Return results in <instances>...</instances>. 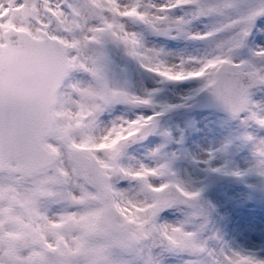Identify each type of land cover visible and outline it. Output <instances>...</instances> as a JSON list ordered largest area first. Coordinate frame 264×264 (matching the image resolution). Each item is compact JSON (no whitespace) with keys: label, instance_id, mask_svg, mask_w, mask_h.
<instances>
[{"label":"snow or ice","instance_id":"obj_1","mask_svg":"<svg viewBox=\"0 0 264 264\" xmlns=\"http://www.w3.org/2000/svg\"><path fill=\"white\" fill-rule=\"evenodd\" d=\"M257 93L264 0H0V264H264V244L210 246L206 196L227 177L264 203ZM198 110L193 158L175 118Z\"/></svg>","mask_w":264,"mask_h":264},{"label":"rangeland","instance_id":"obj_2","mask_svg":"<svg viewBox=\"0 0 264 264\" xmlns=\"http://www.w3.org/2000/svg\"><path fill=\"white\" fill-rule=\"evenodd\" d=\"M195 27L202 28V24ZM149 45L165 47L169 50H178L190 46L185 40H168L164 37H149ZM264 93H257V98ZM194 120L190 125H180L179 118H175L178 125L177 134L184 135V147L194 158L198 153L195 147L199 140L208 132V122L199 110L191 114ZM208 119H212L211 116ZM193 129H196L195 131ZM240 187L229 183V178L224 177L216 180L209 186L206 196L217 203L221 209V216L225 217L220 223V229L223 232L222 241H210L211 247L217 250L223 244L234 246L243 244L246 240H251L256 244H264V203L249 199L246 204L241 205L235 199ZM167 215V214H166ZM169 216V219H173ZM188 259L186 255L180 254L169 257L166 264H185Z\"/></svg>","mask_w":264,"mask_h":264},{"label":"water","instance_id":"obj_3","mask_svg":"<svg viewBox=\"0 0 264 264\" xmlns=\"http://www.w3.org/2000/svg\"><path fill=\"white\" fill-rule=\"evenodd\" d=\"M35 70L31 68H23L20 70V78L22 81V85L25 87L37 88L39 85L38 83H34V76L33 72Z\"/></svg>","mask_w":264,"mask_h":264}]
</instances>
